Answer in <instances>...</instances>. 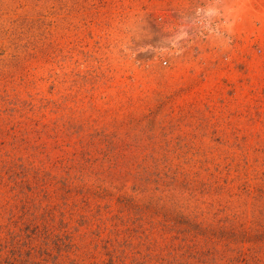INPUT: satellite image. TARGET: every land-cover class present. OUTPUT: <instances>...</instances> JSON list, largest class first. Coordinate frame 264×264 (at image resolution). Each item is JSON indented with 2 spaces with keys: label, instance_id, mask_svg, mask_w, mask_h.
Instances as JSON below:
<instances>
[{
  "label": "rangeland",
  "instance_id": "1",
  "mask_svg": "<svg viewBox=\"0 0 264 264\" xmlns=\"http://www.w3.org/2000/svg\"><path fill=\"white\" fill-rule=\"evenodd\" d=\"M0 264H264V2L0 0Z\"/></svg>",
  "mask_w": 264,
  "mask_h": 264
},
{
  "label": "bare ground",
  "instance_id": "2",
  "mask_svg": "<svg viewBox=\"0 0 264 264\" xmlns=\"http://www.w3.org/2000/svg\"><path fill=\"white\" fill-rule=\"evenodd\" d=\"M259 1H263L264 2V0H259ZM260 3V2H259Z\"/></svg>",
  "mask_w": 264,
  "mask_h": 264
}]
</instances>
